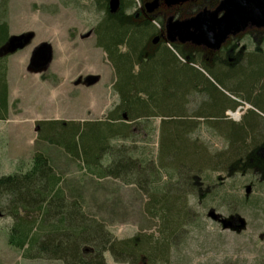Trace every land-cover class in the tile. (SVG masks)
<instances>
[{"label":"trees","instance_id":"16d2710c","mask_svg":"<svg viewBox=\"0 0 264 264\" xmlns=\"http://www.w3.org/2000/svg\"><path fill=\"white\" fill-rule=\"evenodd\" d=\"M97 7L101 18L95 28L96 47L112 68L111 88L118 103L103 120L37 121V139L63 151L97 179L113 178L137 186L149 198L147 213L163 223V243L146 237L114 240L100 223L85 215L79 201L67 198L63 179L49 158L35 151L25 172L0 177V215L12 221L7 244L26 260L106 264L104 254H110L119 263H165L168 239L183 219L179 187L189 185V172L199 174L202 168L213 167L212 171L225 170L227 177H233L264 168V122L256 119H264V94L253 98L256 113L240 124L223 115L233 107L229 96L238 97L233 85L238 83L251 96L259 88L261 71L230 73L234 80L227 83L219 71L186 66L184 56L173 46L152 47L150 26L107 14L105 2ZM9 39L7 24L0 22V51ZM9 56L0 54V121L6 120L8 112ZM199 98L201 104L190 116L187 107ZM152 119L160 120L156 161L143 156L138 146L146 135L142 134L144 126ZM197 120L219 131L226 140L225 152L209 158L195 148L191 136L192 122ZM165 169L169 180L160 185V173ZM174 176L175 191L167 186ZM171 191L174 211L165 203Z\"/></svg>","mask_w":264,"mask_h":264},{"label":"rangeland","instance_id":"374dc122","mask_svg":"<svg viewBox=\"0 0 264 264\" xmlns=\"http://www.w3.org/2000/svg\"><path fill=\"white\" fill-rule=\"evenodd\" d=\"M103 2L0 0V22L7 24L9 35H32L23 49L6 60L7 78L10 67V84L7 117L0 121V177L25 172L34 152L41 151L63 179L62 188L67 198L79 201L85 215L100 223L114 240L146 237L163 243V223L159 217L147 213L149 198L137 186L113 178L97 179L63 151L37 139V121L103 120L106 112L118 103L111 88L112 68L104 52L96 47V37L92 34L101 18L97 6ZM133 2L135 4V0H130ZM88 33L90 36L82 39ZM43 43L52 49L51 63L40 74L26 73L25 62ZM89 76H98V83L90 88L74 85L78 79ZM201 101L199 98L197 103L188 105L190 116ZM224 117L240 124V114L234 111H227ZM256 119L264 122L262 118ZM192 123L195 129L191 141L196 149L209 158L226 151V140L219 131L203 120ZM159 125V119L148 121L142 130V134H146L144 141L140 138L138 142L143 156L154 161L160 144ZM212 170L213 167H204L199 174L189 172V185L179 187L183 192L178 200L183 219L168 239L166 262L155 264H264V180L251 174L227 177L225 170ZM168 173L167 169L161 171L160 185L168 182ZM176 180L174 176L167 185L170 190L175 191ZM247 187L249 194L245 192ZM169 194L165 203L174 211V192ZM210 210H214L220 220L236 226L242 220L244 227L224 229L220 221L208 217ZM11 223L9 218L0 215V264H62L23 259L20 251L7 244ZM104 260L106 264H132L115 262L110 254H104ZM134 264L149 262L140 260Z\"/></svg>","mask_w":264,"mask_h":264},{"label":"flooded vegetation","instance_id":"af4514ba","mask_svg":"<svg viewBox=\"0 0 264 264\" xmlns=\"http://www.w3.org/2000/svg\"><path fill=\"white\" fill-rule=\"evenodd\" d=\"M132 1V0H131ZM227 0H181L168 3L166 0H135V4L127 3L126 0H118L119 8L115 12L109 9L110 0H105V11L109 15L130 19L138 24L150 26L153 29L150 45L173 46L184 56L183 62L186 66L198 70L219 71L225 82L234 80L230 73L246 72L253 74L261 71V79L257 91H253L251 96H247L238 83L233 85L238 97L229 96L233 107L223 111V115L228 112L240 114V123L253 114L254 99L264 94V25L258 26L256 23H247L240 26L235 22L230 24L227 21L223 29H219L218 22L228 14L230 7ZM135 5V6H134ZM188 22V40L181 42L177 35L170 44L166 42L167 24ZM96 28V27H95ZM95 28L92 34L95 36ZM213 30L216 34L223 36L218 47L207 45L193 40V37L200 36L203 32ZM261 60L257 63L255 61ZM262 100V99H261ZM230 114V113H229ZM264 146V145H263ZM261 156L264 158V148H261ZM257 172V173H256ZM252 176L259 180H264V168L255 170Z\"/></svg>","mask_w":264,"mask_h":264},{"label":"water","instance_id":"95a60500","mask_svg":"<svg viewBox=\"0 0 264 264\" xmlns=\"http://www.w3.org/2000/svg\"><path fill=\"white\" fill-rule=\"evenodd\" d=\"M168 3L170 2H178L181 0H166ZM226 4L230 7V14L219 20L218 25L219 29H223L226 22L230 21V24L234 22L240 26H244L247 23H256V25L261 26L264 25V0H227ZM119 8L118 0H110L109 2V9L111 12H115ZM188 22L182 23H175V24H167V39L166 42L168 44L174 41V35H177L181 42L188 40L187 35V26ZM91 33H88L82 37V39L87 38L90 36ZM223 36L220 34H216L215 31L210 30L203 32L200 36L193 37L194 41L202 42L207 45H211L214 42V46L218 47V44L222 41ZM32 35L28 34L25 36H11L8 40L7 44L1 49V55H12L18 50L23 49L31 40ZM153 43H156L157 39L152 40ZM52 61V49L49 44L43 43L35 48L30 56L29 63L27 66V72L29 74H40L48 68L49 64ZM99 81L98 76H89L85 79L81 80L78 79L75 82V86H84L86 88H90L96 85ZM246 194H249L250 188L247 187L245 190ZM208 217L212 221H220L222 227L232 228V229H240L244 227V222L242 220L239 221V225L236 226L235 224L220 220L219 216L215 214L214 210H210L208 213Z\"/></svg>","mask_w":264,"mask_h":264},{"label":"crops","instance_id":"0c3cea01","mask_svg":"<svg viewBox=\"0 0 264 264\" xmlns=\"http://www.w3.org/2000/svg\"><path fill=\"white\" fill-rule=\"evenodd\" d=\"M10 56H11V55H10ZM28 63H29V61L25 62V64H24V68H25L26 73H28V72H27V66H28ZM8 66H9V64H8ZM9 73H10V67H9L8 78H7V80H8V84H10V83H9ZM32 75H35V74H32Z\"/></svg>","mask_w":264,"mask_h":264}]
</instances>
